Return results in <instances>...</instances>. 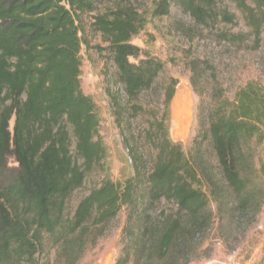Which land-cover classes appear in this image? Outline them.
Listing matches in <instances>:
<instances>
[{"label":"trees","instance_id":"trees-1","mask_svg":"<svg viewBox=\"0 0 264 264\" xmlns=\"http://www.w3.org/2000/svg\"><path fill=\"white\" fill-rule=\"evenodd\" d=\"M242 15L256 47L264 32V0H230ZM178 2L200 24L216 14L215 0H161L155 17L168 16ZM99 0H0V262L33 260L46 236L65 245L100 230L126 207L131 230L124 256L116 264L163 261L187 233L207 224L209 197L198 167L182 144L170 137L171 102L175 85L166 89L163 111L156 114L141 139L132 123L144 108L137 103L165 70L161 60L146 57L132 39L147 20L132 5H121L92 16ZM233 23V16L224 15ZM87 29L100 36L116 68L123 95L112 94L135 176L125 182L105 179L67 213L72 195L80 190L107 158L94 100L81 87L82 46ZM134 60V62H132ZM124 102V104L121 103ZM14 126L11 129V123ZM207 130L195 145L200 153L210 140L222 183L240 208L252 207L248 187L264 181V163L252 145L264 143V86L250 81L233 100L224 96L207 116ZM129 132V135H128ZM17 164L10 168L8 160ZM257 165L259 167L257 168ZM211 185L217 187L212 181ZM165 201L177 217L160 214ZM163 219V220H162Z\"/></svg>","mask_w":264,"mask_h":264},{"label":"rangeland","instance_id":"rangeland-1","mask_svg":"<svg viewBox=\"0 0 264 264\" xmlns=\"http://www.w3.org/2000/svg\"><path fill=\"white\" fill-rule=\"evenodd\" d=\"M160 1L99 0L97 11L86 16L85 23L89 25L92 16L121 5L134 6L147 20L144 31L131 43L143 51L141 59L161 60L165 70L137 103L144 111L133 121V130L150 160L154 153L140 136L155 115L162 113L166 89L175 85L170 137L182 144L186 155L199 169L209 197L205 212L208 221L203 228L188 232L186 245H180L182 242L175 245L165 260L137 263L132 258L129 264H264L263 178L248 187L253 193L252 207L241 209L239 200L232 197L222 183L210 140L206 139L200 153L195 145L196 140L204 137L207 116L216 101L224 96L233 100L237 91L250 81L264 86V32L260 46L256 47L242 15L230 0H215L216 14L203 24L178 2L172 5L168 16L155 17L154 11ZM225 14L233 16V23L224 19ZM87 31L90 47L82 46L81 87L96 104L99 134L106 146L107 158L72 195L67 205L68 214H73L80 201L105 179L125 182L135 176L125 133H122V126L126 129V125L121 126L112 100V94L123 95L116 68L107 51L96 49V46L107 47L100 36ZM13 126L14 121L11 129ZM252 148L257 160L264 163V143L259 147L253 144ZM8 164L10 168L17 167L13 158ZM212 181L217 187L211 185ZM161 212L167 219L177 217L174 204L162 201L153 214V223L160 220ZM126 228L131 230L129 209L125 207L103 230L93 228L89 234L67 245L57 236H46L44 246L33 260L17 258L0 264H116L124 256L129 241Z\"/></svg>","mask_w":264,"mask_h":264}]
</instances>
